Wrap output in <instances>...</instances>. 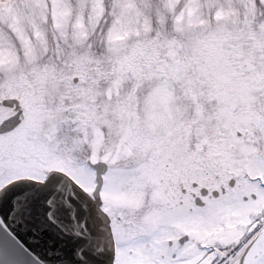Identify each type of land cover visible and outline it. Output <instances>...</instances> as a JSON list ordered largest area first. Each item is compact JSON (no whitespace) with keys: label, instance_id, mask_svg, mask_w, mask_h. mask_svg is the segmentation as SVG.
I'll list each match as a JSON object with an SVG mask.
<instances>
[{"label":"snow or ice","instance_id":"obj_1","mask_svg":"<svg viewBox=\"0 0 264 264\" xmlns=\"http://www.w3.org/2000/svg\"><path fill=\"white\" fill-rule=\"evenodd\" d=\"M0 264H264V0H0Z\"/></svg>","mask_w":264,"mask_h":264}]
</instances>
